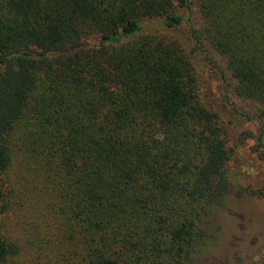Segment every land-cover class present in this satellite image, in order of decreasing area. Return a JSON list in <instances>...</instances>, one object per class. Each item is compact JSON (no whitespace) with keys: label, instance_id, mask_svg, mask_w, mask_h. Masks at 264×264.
<instances>
[{"label":"trees","instance_id":"trees-1","mask_svg":"<svg viewBox=\"0 0 264 264\" xmlns=\"http://www.w3.org/2000/svg\"><path fill=\"white\" fill-rule=\"evenodd\" d=\"M189 5L0 0V264H191L229 191L226 130L183 45L143 25ZM198 5L194 42L264 117V0ZM28 203L18 240L5 220Z\"/></svg>","mask_w":264,"mask_h":264},{"label":"rangeland","instance_id":"rangeland-1","mask_svg":"<svg viewBox=\"0 0 264 264\" xmlns=\"http://www.w3.org/2000/svg\"><path fill=\"white\" fill-rule=\"evenodd\" d=\"M198 4L199 0H190L189 8L181 12L183 22L179 27L168 29L162 26L161 20L143 23L146 32L177 39L183 45L195 67L200 100L219 114L227 135L229 191L223 204L205 219L206 236L191 264H263L264 198L251 195L255 190L264 192V147H259L257 141L264 133L263 109L236 96L234 79L207 41L194 42V32L204 27ZM10 178L17 191L13 172ZM22 211L32 216L28 203L13 207L5 220L7 230L18 240H22L25 222ZM26 217L29 220L27 214ZM30 258L23 253L19 261L30 264Z\"/></svg>","mask_w":264,"mask_h":264}]
</instances>
